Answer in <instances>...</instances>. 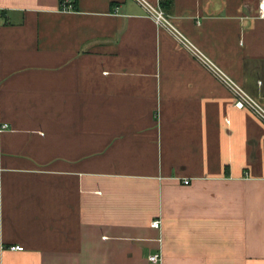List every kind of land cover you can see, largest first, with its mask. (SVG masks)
<instances>
[{
  "label": "crops",
  "instance_id": "0c3cea01",
  "mask_svg": "<svg viewBox=\"0 0 264 264\" xmlns=\"http://www.w3.org/2000/svg\"><path fill=\"white\" fill-rule=\"evenodd\" d=\"M148 1L0 0V264H264L260 0Z\"/></svg>",
  "mask_w": 264,
  "mask_h": 264
},
{
  "label": "built area",
  "instance_id": "2783aa9c",
  "mask_svg": "<svg viewBox=\"0 0 264 264\" xmlns=\"http://www.w3.org/2000/svg\"><path fill=\"white\" fill-rule=\"evenodd\" d=\"M146 10L147 14L159 25L164 26L174 32L183 42L188 43L186 37L181 33L178 27L175 25L171 17L166 13V11L159 5H155L148 0H137ZM62 8L64 10L73 9V5L71 0H61ZM258 11L260 17L264 18V0H260L258 4ZM197 54L201 57H204L203 53L197 51ZM210 62L208 59H206ZM232 87L237 94V100L235 102V106L239 109L251 108L254 111L264 116V108L249 94H247L243 89H241L238 85L232 82ZM4 128L7 125L3 126ZM185 183H190V180H185ZM152 226L155 228H161V220H155L152 223ZM13 250H24V246L22 245H13L11 246ZM150 260L153 263H158L160 261V257L158 255H153L150 257Z\"/></svg>",
  "mask_w": 264,
  "mask_h": 264
}]
</instances>
